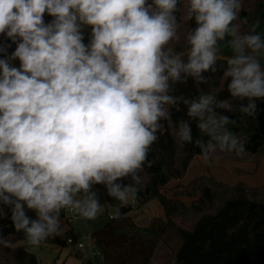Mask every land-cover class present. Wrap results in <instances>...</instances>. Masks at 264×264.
Masks as SVG:
<instances>
[{
	"label": "clouds",
	"instance_id": "1",
	"mask_svg": "<svg viewBox=\"0 0 264 264\" xmlns=\"http://www.w3.org/2000/svg\"><path fill=\"white\" fill-rule=\"evenodd\" d=\"M180 2L0 0V204L28 245L63 234L62 210L96 219L97 186L118 202L112 218H120L143 190L138 173L178 102L210 138L195 141L205 163L217 148L245 154L225 127L230 117L217 111H234L228 99L214 90L192 99L171 93L189 78L206 83L204 73L224 61L230 98L247 100L239 111L255 117L264 100V40L255 29L241 33L242 0H187L182 20L195 27L177 51ZM226 36L230 55L218 46ZM176 136L192 142L188 121ZM0 244L10 246L2 237Z\"/></svg>",
	"mask_w": 264,
	"mask_h": 264
},
{
	"label": "trees",
	"instance_id": "2",
	"mask_svg": "<svg viewBox=\"0 0 264 264\" xmlns=\"http://www.w3.org/2000/svg\"><path fill=\"white\" fill-rule=\"evenodd\" d=\"M187 0H181L180 11L176 13L181 23L180 40L173 42L172 47L180 50L185 46L184 35L195 27V22H184L182 16ZM241 19L247 18L242 24L241 33L251 32L253 24L264 21V0H242ZM233 23H240L234 21ZM222 41L218 42V46ZM221 47V46H220ZM222 48V47H221ZM223 49V48H222ZM225 54L231 52L223 49ZM216 73H204L207 82L196 83L189 78L187 83H177L171 94L192 99L200 94L212 93L217 100L228 99L234 111L217 109L220 114L229 116L231 123L226 125L239 140L244 141L245 154L237 157L235 152H220L219 148L210 156L226 157L235 160H253L264 156V100H257V114L249 116L239 111L240 106L247 105V100L239 101L230 98L227 91L228 80L223 78L226 67L224 61L218 63ZM186 106L178 102L170 107L171 119L161 121L163 129L157 133L159 139L155 142L147 156L141 176L144 182L143 190L135 200H130L126 207L121 208L122 216L118 219L109 217L108 222L101 229L92 232L91 243L103 258V264H152L154 256L161 245L167 250L166 264H264V196L254 194L252 188L238 185L230 187L212 177H202L194 183H207L212 189L223 188L228 197L221 200L213 209L201 210L195 214H187L193 220V229L188 235L172 217L154 219L148 227L137 225L130 214L136 207L144 206L157 200L168 211L172 202L162 193L171 182L183 179L192 161L201 156V149L195 141L202 139L205 143L210 139L202 136L195 121L186 116ZM188 121L191 126L192 142L181 143L176 136L179 122ZM215 143V142H214ZM150 160L156 162L151 168L147 167ZM125 184L132 183L129 177ZM98 193L102 208L111 207L118 203L106 195L103 186ZM139 187V185H137ZM246 189V196L239 194V189ZM0 208L7 213L0 219V237L10 242L5 247L0 244V264H39L37 258L27 246L11 247V244L26 240L24 233L13 229L10 211L0 204ZM67 210H62L61 228L67 227L62 235L49 238L43 244H50L60 248L69 246L68 240L76 244L80 240L79 234L71 226ZM35 219V214L29 212ZM91 264V262L83 263Z\"/></svg>",
	"mask_w": 264,
	"mask_h": 264
},
{
	"label": "rangeland",
	"instance_id": "3",
	"mask_svg": "<svg viewBox=\"0 0 264 264\" xmlns=\"http://www.w3.org/2000/svg\"><path fill=\"white\" fill-rule=\"evenodd\" d=\"M255 32L261 35L264 40V21L253 24ZM230 37H225L220 46L231 52L229 45ZM261 62L264 63V57ZM210 156L211 164L205 163L202 156L196 157L187 172V175L181 179L171 182V185L162 190V193L172 202L168 211L157 201H152L147 206L136 207L130 214L135 222H151L157 218H166V214H172L175 222L188 234H191L193 220L187 214H195L201 210H210L212 204L216 205L228 194L223 188L212 189L207 183H194L202 177H212L218 182H222L230 187L244 185L252 188L257 196H264V156L253 160H235L226 157ZM241 196H246V189H239ZM215 201V202H214ZM214 202V203H213ZM215 205V206H216ZM114 208H102L101 213L94 220H84L75 213L67 214L70 218L71 226L79 234L80 241H85L84 249L79 250L77 246H71L61 249L50 244H41L38 247L28 245L27 240L11 244V247L27 246L29 251L37 258L39 264H83L81 262V251L85 258L91 259L92 253L93 264H100V254L91 243V233L101 229L108 222L109 217L113 216ZM145 219V221H143ZM147 222V223H148ZM63 231L67 229L64 226ZM167 250L161 245L153 260V264H166Z\"/></svg>",
	"mask_w": 264,
	"mask_h": 264
},
{
	"label": "crops",
	"instance_id": "4",
	"mask_svg": "<svg viewBox=\"0 0 264 264\" xmlns=\"http://www.w3.org/2000/svg\"><path fill=\"white\" fill-rule=\"evenodd\" d=\"M226 198V197H225ZM225 198H223V199H225ZM222 199V200H223ZM215 202V201H214ZM213 202V203H214ZM151 203V202H150ZM149 203V204H150ZM149 204H147V205H149ZM147 205H145V206H147ZM215 205H216V203L215 204H212V207H211V209H213L214 207H215ZM143 221H145V219H143ZM148 222V221H147ZM145 222V224H141V221L139 220V221H137V220H135V223L137 224V225H139V226H141V227H148L149 225H150V222ZM193 229V228H192ZM192 229H191V232H192ZM58 248H60V247H58ZM61 249H64V248H61ZM79 253H80V259H81V262L82 263H88V262H91V264H93V256H94V253H92V255H91V259H89V258H85V256H84V254L81 252V251H78ZM100 259H101V263L100 264H103V258H102V256L100 255ZM154 260V259H153ZM152 264H153V261H152Z\"/></svg>",
	"mask_w": 264,
	"mask_h": 264
},
{
	"label": "built area",
	"instance_id": "5",
	"mask_svg": "<svg viewBox=\"0 0 264 264\" xmlns=\"http://www.w3.org/2000/svg\"><path fill=\"white\" fill-rule=\"evenodd\" d=\"M67 213L68 214H71L73 213L71 210H67ZM68 244L71 245V246H77L79 250H82L84 249L85 245H86V242L85 241H78L76 244H73L72 240H68Z\"/></svg>",
	"mask_w": 264,
	"mask_h": 264
}]
</instances>
